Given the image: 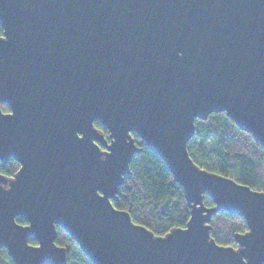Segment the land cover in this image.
Returning a JSON list of instances; mask_svg holds the SVG:
<instances>
[{
  "label": "water",
  "instance_id": "obj_1",
  "mask_svg": "<svg viewBox=\"0 0 264 264\" xmlns=\"http://www.w3.org/2000/svg\"><path fill=\"white\" fill-rule=\"evenodd\" d=\"M0 27V163H19L0 172V248L15 264H66L57 225L93 264H263L264 188L199 167L187 143L224 112L264 148V0H0ZM133 134L190 208L164 235L112 204ZM217 211L244 218L235 246L210 236Z\"/></svg>",
  "mask_w": 264,
  "mask_h": 264
},
{
  "label": "trees",
  "instance_id": "obj_2",
  "mask_svg": "<svg viewBox=\"0 0 264 264\" xmlns=\"http://www.w3.org/2000/svg\"><path fill=\"white\" fill-rule=\"evenodd\" d=\"M1 109L8 111L9 107L3 103ZM94 124L107 135V130L101 124ZM134 138L142 149L132 157L130 172L124 176L112 204L127 211L133 222L145 226L156 235H164L174 227H183L190 214L183 188L174 180L162 159L140 138L135 135ZM187 151L201 168L228 176L255 190L264 188V148L224 112L211 113L204 120H195L194 134L187 143ZM18 166L16 160L9 158L4 165L0 163V172L11 176ZM203 202L206 206L213 205L207 193H204ZM16 221L26 223L20 218H16ZM209 224L210 236L221 245L235 246L234 234L247 230L242 216L227 211L212 214ZM28 242L36 244L32 236ZM55 243L65 247L66 264H93L58 225ZM0 264H15L3 247L0 248Z\"/></svg>",
  "mask_w": 264,
  "mask_h": 264
},
{
  "label": "flooded vegetation",
  "instance_id": "obj_3",
  "mask_svg": "<svg viewBox=\"0 0 264 264\" xmlns=\"http://www.w3.org/2000/svg\"><path fill=\"white\" fill-rule=\"evenodd\" d=\"M105 138L107 139V141H108V137H107V135H105ZM102 148H104L103 146H102ZM15 160V159H14ZM18 165H19V163H18ZM19 167V166H18Z\"/></svg>",
  "mask_w": 264,
  "mask_h": 264
}]
</instances>
